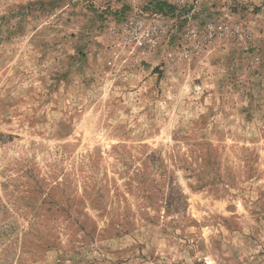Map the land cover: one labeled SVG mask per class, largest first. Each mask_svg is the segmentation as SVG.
<instances>
[{"label": "rangeland", "instance_id": "1", "mask_svg": "<svg viewBox=\"0 0 264 264\" xmlns=\"http://www.w3.org/2000/svg\"><path fill=\"white\" fill-rule=\"evenodd\" d=\"M0 264H264V0H0Z\"/></svg>", "mask_w": 264, "mask_h": 264}, {"label": "trees", "instance_id": "2", "mask_svg": "<svg viewBox=\"0 0 264 264\" xmlns=\"http://www.w3.org/2000/svg\"><path fill=\"white\" fill-rule=\"evenodd\" d=\"M162 5H164L163 3L158 4V7L162 9Z\"/></svg>", "mask_w": 264, "mask_h": 264}, {"label": "built area", "instance_id": "3", "mask_svg": "<svg viewBox=\"0 0 264 264\" xmlns=\"http://www.w3.org/2000/svg\"><path fill=\"white\" fill-rule=\"evenodd\" d=\"M166 1H171V0H166Z\"/></svg>", "mask_w": 264, "mask_h": 264}]
</instances>
